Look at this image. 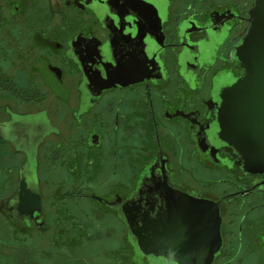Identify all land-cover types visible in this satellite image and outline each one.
Listing matches in <instances>:
<instances>
[{
  "label": "flooded vegetation",
  "instance_id": "obj_1",
  "mask_svg": "<svg viewBox=\"0 0 264 264\" xmlns=\"http://www.w3.org/2000/svg\"><path fill=\"white\" fill-rule=\"evenodd\" d=\"M254 1L0 0L8 262L164 264L134 253L126 218L165 245L164 181L217 203L211 264H264V175L218 121Z\"/></svg>",
  "mask_w": 264,
  "mask_h": 264
},
{
  "label": "water",
  "instance_id": "obj_2",
  "mask_svg": "<svg viewBox=\"0 0 264 264\" xmlns=\"http://www.w3.org/2000/svg\"><path fill=\"white\" fill-rule=\"evenodd\" d=\"M237 56L244 75L222 92L219 136L237 153L245 171L264 175V0H255L249 11V27ZM23 184L24 180L20 191ZM155 191L166 193L168 237L165 245L153 247L152 232L139 230L136 215L128 211L127 239L134 253L153 256L157 250L164 264H211L221 244L217 203L189 196L164 181ZM142 237L147 246L141 244Z\"/></svg>",
  "mask_w": 264,
  "mask_h": 264
},
{
  "label": "rangeland",
  "instance_id": "obj_3",
  "mask_svg": "<svg viewBox=\"0 0 264 264\" xmlns=\"http://www.w3.org/2000/svg\"><path fill=\"white\" fill-rule=\"evenodd\" d=\"M0 224H1V221H0ZM5 234H7V231L2 229L0 225V264H11L10 262H8V259H9L8 254L4 253L6 249L4 248L3 244L8 243V241L4 238Z\"/></svg>",
  "mask_w": 264,
  "mask_h": 264
}]
</instances>
